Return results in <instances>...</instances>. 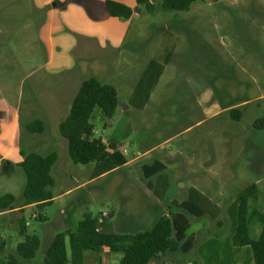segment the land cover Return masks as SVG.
<instances>
[{
	"label": "crops",
	"instance_id": "obj_1",
	"mask_svg": "<svg viewBox=\"0 0 264 264\" xmlns=\"http://www.w3.org/2000/svg\"><path fill=\"white\" fill-rule=\"evenodd\" d=\"M14 1H16L15 5L20 7L6 10L7 4L5 7L0 6V135L8 117L11 116L16 128L19 125L20 131H16L14 137H19L21 145L23 146L25 142V146L29 148H39L37 146L39 141L31 137H47L49 134L47 123L51 117H56L61 111L63 96L68 93L72 97V104L80 86L89 78L88 76L97 77L103 83L114 86L119 96V107L112 119L106 118L108 121L106 127L117 121L141 124L138 135L141 149L138 151V156L127 158L126 165L112 172L137 167L142 173L140 181L131 178L117 180V186L127 183V186L131 188L125 199L135 198L132 201L133 207H130V211L118 223L116 222L115 231L106 229L107 225L112 226V223L110 224L106 219L108 216H103L106 213H102L100 229L126 234L144 231L142 229L150 222L152 214L164 203L170 205L182 203L188 199L190 190L195 188L221 209L219 220L226 224L219 227L217 222L207 217L209 219L205 223L207 225L202 226L201 230H208V237L201 240L194 250L193 256L196 261L199 264H255L253 249L250 246H234L233 237L238 226L241 191L231 195L229 186L232 179L242 182L248 180L251 171L254 181L244 185L246 187L252 184L258 185L259 194L254 206L264 213V157L262 154L258 155L260 159L255 166L245 159L244 165L250 170L247 174L242 173L244 169L240 172L232 169V155L235 153L232 148L225 146L228 144L225 140L222 141V147L215 148L209 146V142L206 144L195 136L190 147L179 145L176 153L167 152L165 148H163L164 151L158 152L159 145L147 144L155 137H159L160 144L165 147V144L176 140L183 132L200 128L205 123L225 114L230 122L234 120L231 110L246 107L248 101L241 99L232 102L226 99L220 105L209 93L208 84L199 79L192 81L187 89L175 85L169 95L158 94L159 84L168 69L173 65L178 71V67L182 65L178 58L174 60L177 43L182 37L173 34L161 35L154 48L153 57L141 63L135 55L139 56L141 53L150 51L152 38L130 34L131 21L142 16L136 0H113L137 10L134 11L130 21L122 22L119 18L109 17L104 22L109 26L104 37H102L104 34L100 35L98 31L89 33L85 19L83 23L77 21L71 25V20L64 12L59 14L63 24L61 26L57 24L54 9L65 7V0H57L54 6L51 4L53 0H33L32 7L21 3V0ZM50 7L52 9L46 14V10ZM69 7L66 6L70 9ZM77 12L80 13V9ZM124 48L129 50L128 53L124 52ZM41 73L43 75L39 76ZM135 74L136 78L130 83L131 77ZM51 76L58 77L56 83L48 81V77ZM120 86H126V95L120 94ZM233 91L228 89L226 96H234ZM150 115L162 118L164 124L178 123V129H176L178 133H163L166 125L161 130H157V133H153L154 130L148 129L146 125ZM37 119L45 123L46 129L42 134H32L27 130L28 124ZM184 123L187 124L186 127L183 126ZM95 133L94 130V136ZM225 138H229V134ZM51 139L56 146L60 147L63 144L57 136L50 137L49 140ZM42 142L45 143V140L42 139ZM104 143L116 144L118 150L126 157L129 154V151L115 139L111 142L105 140ZM124 150H127V153H124ZM22 151L35 152L21 149L20 156ZM9 155L10 152L5 153L0 160L5 161ZM147 158H150V163L145 161ZM96 169L95 164L94 170L88 176L89 183L80 184L76 190H81L112 173L95 177ZM172 187L176 190L174 195L169 196L168 192ZM136 190L140 195L134 194ZM152 190H155L154 194ZM70 192L72 189L66 194ZM151 195H154L155 199ZM145 197L147 199L150 197L152 207H148L149 203L147 205ZM56 200L57 198L54 197L53 202ZM23 203L24 198L16 209L0 211V243H5L4 246L8 238L2 230L6 226L4 219L6 220L14 212L37 208L36 205L24 206ZM168 208L170 206L165 207L163 212ZM69 213V209L62 210L64 216ZM112 217H115L114 213ZM22 220L27 222L25 219ZM257 228L260 235V225ZM121 257L122 255L115 256L109 248H104L100 254L86 253L87 264H98V259L102 260V264H119ZM151 264H167V262L160 257Z\"/></svg>",
	"mask_w": 264,
	"mask_h": 264
},
{
	"label": "rangeland",
	"instance_id": "obj_2",
	"mask_svg": "<svg viewBox=\"0 0 264 264\" xmlns=\"http://www.w3.org/2000/svg\"><path fill=\"white\" fill-rule=\"evenodd\" d=\"M65 1L66 6L68 5L71 8L68 9L65 6L54 9L56 10L55 21L57 24H60V26L63 24V19L59 14L64 12L71 20V25L77 21L83 23L85 19L89 33L98 31L100 35H102L101 33L104 34L102 37L105 36L107 29H109V26L104 23L109 18L104 6L106 0ZM164 1L152 0L157 7L155 13H149L145 8L138 6L142 16L131 21L129 28L131 35H143L152 38L150 51L141 53L139 56L135 55V58L137 57L141 63L153 57L154 48L157 46L158 38L161 35L173 34L182 37L177 43L178 48L174 59L181 60L182 65L178 67V71L173 65L168 69L167 74L159 84L160 91H158V94L169 95L175 85L187 89L192 81L199 79V81H205L204 83L208 84L209 93L218 104L221 105L226 99H230L232 102L245 99L248 101V105L242 109L237 108L242 112V120L234 119L229 122L225 114L205 123L200 128L183 132L176 140L165 144V147L160 144L159 137H155L147 144L159 145L158 152L164 151L163 148H165L167 152L176 153L179 145L190 147L192 139L197 136L199 140H203L206 144L209 142V146L215 148L222 147V141L225 140L228 143L225 146L232 148L235 153L232 155V169L236 172L244 169L242 173L246 172L248 174L250 170L246 168L244 162L248 160L255 166L258 165L260 159L258 155L262 154L264 157V127L260 126L264 122V0H197L191 10L187 12L163 11L161 6ZM15 3L14 0H0V6L5 7V4H7L6 10L20 7ZM21 3L32 7L33 0L32 2L31 0H21ZM51 4L54 6L57 4V0H53ZM51 9L52 7L47 9L46 14ZM78 9H80V13L77 12ZM133 10L136 11L137 8H133ZM119 20L122 22L127 21L124 19ZM128 51L127 48H124L125 53H128ZM42 75L41 73L39 76ZM53 77L55 76L48 77V81L56 83L58 77ZM88 77H91V75ZM135 78L136 74L131 77L130 83ZM126 89V86H120L122 96L126 95ZM228 89L234 90L235 95L227 97L226 91ZM201 91L204 93L203 90ZM201 91L199 92L200 95ZM71 101L72 97L66 93L61 102V111L56 117H51V120L47 123L49 134L46 138L48 139L31 137L39 141L37 145L39 148H29L25 146V142L22 146L19 137H14L15 132H19L20 129L19 125L16 128L11 116L4 124L3 132L0 135V158L7 152H10V155L5 158V161L0 160V197L11 193L16 196L18 205L23 202L26 176L19 166L22 162L19 154L21 149L35 151L42 155L57 151L59 160L52 172L56 179V185L52 189V193L57 200L46 206L42 211L37 208H29L24 212H14L6 220L4 219L6 226L2 230L8 238L3 250L0 251V259L9 258L10 255L14 254L16 246L24 241L26 235H36L41 240V246L36 257L32 260L20 258L19 264H46L45 255L54 236L65 232L67 229L75 230L85 214L91 213L94 217H102V213H108L106 219L109 220L110 224L112 223V226L107 225L106 229L115 231L117 223L130 211V207H133L132 201L135 198L125 199L131 188L127 186V183L123 186H117V180L131 178L140 181L142 173L137 167L128 170H117L81 190H76L80 184L89 183L88 176L94 170L95 164H74L68 154L67 140L59 132V124L69 114ZM168 109L172 110L171 108ZM93 123L96 138L108 142L115 139L118 144L129 151V154H127L128 159L138 156V151L141 149L138 140L141 124L136 122L128 124L117 121L106 127L108 121L100 108L95 111ZM163 124L162 118L150 115L146 125L148 129L154 130L153 133H157V130H161L165 125L166 130L163 133H178V130H176L178 129V123ZM186 125L184 123L183 126L186 127ZM226 132L229 134V138H225ZM54 136H57L63 143L60 147L56 146L52 139L49 140L50 137ZM42 139L45 140V143H41ZM145 161L150 163V158ZM250 172L248 180L245 182L232 179L231 186H229L231 195H236L235 193L238 191L244 190L246 188L244 183L248 185V183L254 181V176ZM145 184L147 183L145 182ZM70 189H72V192L66 194ZM175 190L176 188L172 187L168 192L169 196L174 195ZM154 192L155 190H152V194ZM134 194L140 195L137 190ZM151 196L155 199L154 195ZM149 198L145 197L144 200L147 205L149 203L148 207H152ZM167 206L175 209L172 205L164 203L158 211L152 214L150 222L145 224L142 230L150 228ZM65 209H69L70 213L64 216L62 210ZM175 210L183 216L185 222L183 225H187L188 230L182 233L177 223V231L180 230L178 236L181 239L182 250L178 254L165 255L163 259L167 264H189V262L193 264L196 261L193 256V244L197 239L203 240L208 237V230L201 229L202 226L207 225L205 223L209 219L205 217L197 220L178 209ZM34 212L38 217L41 212L43 216L47 217V220L33 218ZM113 213L115 217H112ZM22 219L30 222L25 236L22 234L20 227ZM258 226L259 224H256L254 227L253 234L255 237L259 235ZM3 239L5 238L3 237ZM119 255L121 256V254H115V256Z\"/></svg>",
	"mask_w": 264,
	"mask_h": 264
},
{
	"label": "trees",
	"instance_id": "obj_3",
	"mask_svg": "<svg viewBox=\"0 0 264 264\" xmlns=\"http://www.w3.org/2000/svg\"><path fill=\"white\" fill-rule=\"evenodd\" d=\"M136 1L139 7L145 8L149 13L157 11L152 0ZM196 1L165 0L161 9L166 12H187ZM104 6L108 17L129 20L134 15V10L130 6L117 1L107 0ZM118 107L117 89L91 76L82 83L68 116L59 124V132L67 140L68 154L72 162L77 165L96 164L95 177L110 173L128 162L127 157L118 150L116 144H105L101 138L94 136L93 119L96 109L100 108L107 119H112ZM231 116L235 120H240L242 112L238 109L231 110ZM260 126L264 127V122ZM45 129V123L39 119L30 122L27 126V130L32 134H42ZM21 156L23 160L19 166L26 176L23 205H36L37 209L42 211L52 204L54 199L51 189L56 181L52 169L58 162L59 155L57 152L41 155L22 151ZM258 194L257 184H252L241 191L238 226L233 243L236 247L250 246L253 249L255 264H264V213L254 206ZM17 205V199L13 194L0 197V211L14 210ZM172 206L196 219L209 217L217 222V226H226L225 222L219 220L221 209L195 188L190 190L186 201ZM175 209L168 208V212H163L150 228L134 234L101 230L100 217L87 213L75 230L68 229L55 235L46 252L45 263L87 264V252L100 254L104 248L122 255L119 264H151L152 261L165 255L178 254L182 250V243L178 236L180 230L177 231V223L182 233L188 230V226L183 225L185 223L183 216ZM38 219L44 221L47 217L40 212ZM256 224L261 227V233L257 237L253 234ZM20 227L22 234H25L28 226L24 220L20 221ZM200 241L201 239H197L194 242V250ZM4 244L0 243V249ZM40 246L41 240L38 236L26 235L24 241L17 245L15 254L0 259V264H19L20 258L32 260L36 257ZM97 263L102 264V260L98 259ZM193 264L199 262L195 261Z\"/></svg>",
	"mask_w": 264,
	"mask_h": 264
},
{
	"label": "built area",
	"instance_id": "obj_4",
	"mask_svg": "<svg viewBox=\"0 0 264 264\" xmlns=\"http://www.w3.org/2000/svg\"><path fill=\"white\" fill-rule=\"evenodd\" d=\"M123 152H124V153H127V150H124ZM103 216H108V214H103ZM33 218H35V219L38 218V215H37V214H34V215H33ZM26 225L29 226V225H30V222L27 221V222H26Z\"/></svg>",
	"mask_w": 264,
	"mask_h": 264
}]
</instances>
